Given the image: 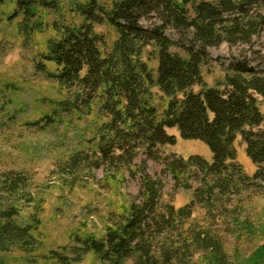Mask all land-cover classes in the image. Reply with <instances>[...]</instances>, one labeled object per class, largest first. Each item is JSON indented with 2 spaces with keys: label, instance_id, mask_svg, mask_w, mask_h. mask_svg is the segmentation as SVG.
<instances>
[{
  "label": "trees",
  "instance_id": "obj_1",
  "mask_svg": "<svg viewBox=\"0 0 264 264\" xmlns=\"http://www.w3.org/2000/svg\"><path fill=\"white\" fill-rule=\"evenodd\" d=\"M7 1L0 0V9ZM9 1L22 14L26 30L39 28L42 23L32 22L41 0ZM96 6L82 9L84 24L66 28L59 40L50 42L49 54L42 58L55 64L56 71H47L44 63L37 70L74 90L73 97L61 102L65 111L88 113L93 102L100 101V110L109 118L100 127L98 156L92 164L108 173L134 166L129 170L140 176L141 190L125 222L103 240H83L77 254L93 252L107 264H127L133 258L137 264H189L201 253L205 264H231L216 231L187 224L195 207L205 206L210 212L264 183V116L258 100V95L264 100V69L245 62L231 64L225 68L224 81L208 86L201 68L210 48L223 43L250 45L264 37V0H116L110 11L99 8V14ZM104 22L118 33L109 54L101 51L93 32L95 23ZM170 29L187 42L170 38L166 34ZM151 46L158 49L156 71L141 58ZM152 88L168 99L162 111L153 103ZM174 128L182 139L206 144L212 160L164 155L161 148L176 143V136L168 132ZM238 138L257 167L252 176L237 161ZM141 154L146 159L137 164ZM79 155L71 163L76 168L88 159ZM148 160L164 167L156 178L147 171ZM169 176L174 194L193 190L190 203L176 208L163 200L164 178ZM28 182L23 172L0 171V264H8L4 255L14 248L25 252L37 248L35 227L18 219L21 207L33 203L25 190ZM59 261L65 264L70 259L59 256Z\"/></svg>",
  "mask_w": 264,
  "mask_h": 264
},
{
  "label": "rangeland",
  "instance_id": "obj_2",
  "mask_svg": "<svg viewBox=\"0 0 264 264\" xmlns=\"http://www.w3.org/2000/svg\"><path fill=\"white\" fill-rule=\"evenodd\" d=\"M116 0H41L37 6L35 22L42 23L34 31L24 28L23 16L16 5L7 1L0 9V171L23 172L29 178L26 191L33 203L21 207L19 222L33 225L37 248L25 252L14 248L6 253L8 264H63L59 256L70 259L65 264H107L93 252L79 255L82 241L88 238L103 240L107 234L125 222L130 205L141 190L140 176H133L135 167L122 166L106 172L92 164L97 160L100 144V127L108 121L100 110V101L93 102L88 113L65 111L61 102L74 96L43 72H55L56 66L42 56L49 54L50 42L59 40L66 28L79 27L86 22L82 11L95 3L96 14L112 9ZM46 3V4H45ZM149 25L150 21H144ZM93 32L100 39L104 54L112 53L118 39L116 29L104 22L95 23ZM166 34L176 41L187 42L175 30ZM264 37L250 45L223 43L208 49L202 74L208 86L224 81L226 67L238 62L248 63L257 70L264 69ZM173 51L183 54L180 50ZM158 49L147 47L141 58L156 71ZM195 87V90H198ZM153 103L162 111L168 99L152 88ZM259 108L264 116V100L258 95ZM174 145L161 148L164 155L176 154L187 159L201 155L212 160L206 144L197 140L182 139L178 130ZM237 161L248 175L257 167L245 152L241 138L236 142ZM88 156L78 167L71 165L75 157ZM146 156L141 154L136 163ZM264 167V165H263ZM163 165L148 160L147 171L154 178ZM163 200L181 208L193 200V190L180 189L174 194V180L164 178ZM195 187L198 183H194ZM198 223L216 231L223 240L231 264H264V183L261 188H247L223 206L208 209L197 206L188 224ZM127 264H137L133 258ZM189 264H205L197 253Z\"/></svg>",
  "mask_w": 264,
  "mask_h": 264
},
{
  "label": "crops",
  "instance_id": "obj_3",
  "mask_svg": "<svg viewBox=\"0 0 264 264\" xmlns=\"http://www.w3.org/2000/svg\"><path fill=\"white\" fill-rule=\"evenodd\" d=\"M173 129H168V132L171 134V132L170 131H172ZM174 130H177L176 128H174Z\"/></svg>",
  "mask_w": 264,
  "mask_h": 264
}]
</instances>
